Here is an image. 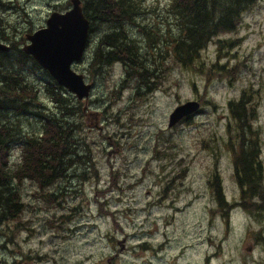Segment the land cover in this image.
I'll return each mask as SVG.
<instances>
[{"label":"rangeland","instance_id":"rangeland-1","mask_svg":"<svg viewBox=\"0 0 264 264\" xmlns=\"http://www.w3.org/2000/svg\"><path fill=\"white\" fill-rule=\"evenodd\" d=\"M233 1L215 0L210 15ZM93 2L82 0L85 14ZM135 2L136 21L123 24L116 8L105 22L88 11L90 46L73 69L93 89L79 107L22 49L72 1L0 0V41L12 47L0 85L16 83L13 98L0 94V119L24 112L0 145L18 211L0 216V264H264V0L242 5L232 29L204 32L191 58L177 50L183 0ZM116 29L125 39L114 49L105 36ZM190 100L201 108L170 127ZM31 112L54 121L33 134ZM248 149L262 167L254 190L238 179ZM42 154L60 163L34 169Z\"/></svg>","mask_w":264,"mask_h":264},{"label":"trees","instance_id":"trees-1","mask_svg":"<svg viewBox=\"0 0 264 264\" xmlns=\"http://www.w3.org/2000/svg\"><path fill=\"white\" fill-rule=\"evenodd\" d=\"M93 4H88V11L94 10V15L97 16V18L100 19L101 22H105L106 19L103 16H106L109 12L108 9L116 8L118 15L122 21V24L126 20L136 21L135 18L138 17V10L129 11L132 9L133 3L135 4V0H93ZM112 1L114 2L112 4ZM254 0H234L231 2L230 5L224 7L221 9L220 14L217 18L214 17L216 28L220 27H229L233 21L235 16L237 15L236 12L238 9L241 8L242 5L251 3ZM220 4L221 1H218ZM215 4V0H183L182 3L176 6V10L173 11L174 16L177 18L178 21L181 22L182 28L181 32L183 34L187 33L186 38L182 40V42H179L178 44V52H182L189 58H191L194 53L196 47L200 44L201 38L203 37V33L206 32L205 28L203 27L204 21L206 20V11L210 8H213V5ZM87 11V16H88ZM199 11V12H198ZM90 15V14H89ZM199 15V16H198ZM199 24H197V22ZM94 28V25L92 29ZM233 27H230L232 29ZM123 31L121 32L120 29H116L112 34H106L105 38L110 39L112 41V46L115 49L114 42L121 41L122 39H125L123 35H121ZM124 44V42H122ZM2 53V52H0ZM6 55L5 53H2ZM103 56V59H99L101 63L106 64L107 60L104 54H101ZM122 55L118 54V57H115L113 61H117L118 59H124L121 58ZM24 58H20L19 61H23ZM1 64H4V61H0ZM1 71H4L3 68H1ZM11 79L15 80V76L11 75ZM24 80L19 81L20 84H23ZM1 87V94L4 93L5 96L13 98V94L11 91L13 90V87L16 85L15 81H2ZM25 84L27 82L25 81ZM65 93V92H63ZM48 94L55 97L56 93L54 91H48ZM69 98H67L66 101L73 103L76 101V104H78L79 107H83V103L79 102V100L71 93H69ZM24 113V112H22ZM20 113L17 116L12 117H6L1 120L0 123V145L5 144V142L10 139L9 133L6 131V129L11 128L14 124H18L19 121L21 122V118L24 114ZM28 113V112H27ZM26 113V115H27ZM32 116L36 120L37 124V130L33 132L35 134L37 131H39L45 124L50 123L54 121L51 117L43 116L42 114H38L41 116L38 117V115L35 112H31ZM61 124V122H60ZM20 125V124H18ZM4 128V129H2ZM20 134H24V130L21 127ZM62 136L67 141V145H71L74 150V156H78L76 152L77 144L75 142L74 133H70L67 130H64L62 132ZM250 145V144H249ZM248 145V147H249ZM247 147V148H248ZM53 152H60L62 150L61 146H58L57 144L54 145L52 148ZM1 149H0V156H1ZM255 152L252 149H248V152L244 153L243 158L240 160L241 165H239L240 173L238 175V179L241 185L247 186L250 190H254L256 187L260 185V180L262 177V167L259 163V159L256 157ZM60 162L54 158L50 157L48 154H42L38 157H36L34 161V169H45V168H53L56 167ZM7 178V174L2 171L0 172V200L2 198L6 199L7 203L4 201H0V216H3L4 219H12L18 216V211H13V209L16 208V201L15 199V193L11 191V189L6 186L5 183L2 181ZM14 215V216H13ZM16 215V216H15ZM11 216V217H9Z\"/></svg>","mask_w":264,"mask_h":264},{"label":"water","instance_id":"water-1","mask_svg":"<svg viewBox=\"0 0 264 264\" xmlns=\"http://www.w3.org/2000/svg\"><path fill=\"white\" fill-rule=\"evenodd\" d=\"M73 8L63 12H53L47 19V27L27 34L29 43L24 52L31 54L56 79L58 84L83 99L90 94L91 84H87L82 74L71 66L83 58L87 48L90 20L85 16L81 0H72ZM10 46L0 42V50ZM201 108V103L190 100L177 106L170 115L169 126L179 123Z\"/></svg>","mask_w":264,"mask_h":264},{"label":"flooded vegetation","instance_id":"flooded-vegetation-1","mask_svg":"<svg viewBox=\"0 0 264 264\" xmlns=\"http://www.w3.org/2000/svg\"><path fill=\"white\" fill-rule=\"evenodd\" d=\"M209 9L206 11V20L204 21V24H203V27L205 28V31H208V32H212V31H215V28H216V25H215V20H214V15L213 16H211L210 15V13H209ZM199 12V11H198ZM199 16V15H198ZM197 22V24H199V22L198 21H196ZM125 26H123V28H124ZM218 28H220V26L218 27ZM12 50V47H11V45H10V49L9 50H7L6 52H5V54H8L10 51ZM10 80H12V81H15L14 79H11L10 78ZM6 143V142H5ZM13 263L14 264H18L16 261H13Z\"/></svg>","mask_w":264,"mask_h":264},{"label":"bare ground","instance_id":"bare-ground-1","mask_svg":"<svg viewBox=\"0 0 264 264\" xmlns=\"http://www.w3.org/2000/svg\"><path fill=\"white\" fill-rule=\"evenodd\" d=\"M91 21V20H90ZM89 46H90V40H88V43H87V48H89ZM0 91H1V87H0ZM1 94V93H0ZM19 129V128H18ZM20 131H21V129H20ZM15 136V135H14ZM20 138V137H19ZM11 138L10 139H8L7 141H6V143H8L9 141L11 142ZM16 142H18V141H16ZM5 143V144H6ZM10 145V144H9ZM7 148V147H6ZM14 216V215H13ZM16 216V215H15ZM9 217H11V216H9Z\"/></svg>","mask_w":264,"mask_h":264}]
</instances>
